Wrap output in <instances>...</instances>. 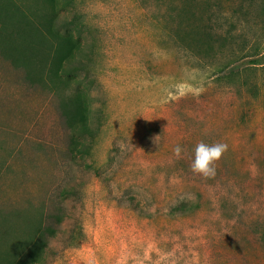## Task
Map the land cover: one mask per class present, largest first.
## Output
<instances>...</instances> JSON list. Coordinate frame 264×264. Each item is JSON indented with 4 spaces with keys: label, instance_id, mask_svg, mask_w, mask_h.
Masks as SVG:
<instances>
[{
    "label": "rangeland",
    "instance_id": "obj_1",
    "mask_svg": "<svg viewBox=\"0 0 264 264\" xmlns=\"http://www.w3.org/2000/svg\"><path fill=\"white\" fill-rule=\"evenodd\" d=\"M179 1L76 0L59 10L60 21L83 15L91 66L78 70L73 53L60 87L47 72L31 84L48 121L46 172L0 192V209L24 210L11 239L24 227L31 236L38 210L60 213L44 264H264V65L255 64L264 56V0H211L205 18L221 25L211 46L176 41ZM60 21L54 32L77 49L78 30ZM12 32L14 58L27 57L31 70L36 47L39 69L51 35L31 44L14 24ZM73 95L89 132L73 133L71 152L59 103ZM199 142L228 145L214 177L191 169Z\"/></svg>",
    "mask_w": 264,
    "mask_h": 264
},
{
    "label": "trees",
    "instance_id": "obj_2",
    "mask_svg": "<svg viewBox=\"0 0 264 264\" xmlns=\"http://www.w3.org/2000/svg\"><path fill=\"white\" fill-rule=\"evenodd\" d=\"M23 5H18L16 0H0V22L3 25L1 35L9 30V39L12 40V27L20 28L17 33L24 40L31 41L36 39L45 40L51 35L52 42L47 46L46 55L40 59L39 69L36 67L37 62L34 59H39V53L36 47L31 50L30 45V61L33 62L31 70H29V60L27 57L21 62L16 59L17 64L25 67L27 73H31L27 77L33 85L44 83V73H48V79L59 86L61 82L60 73L63 72L66 66L73 64V53L78 54V70L86 71L91 66V55L86 49L89 38L87 36L88 25L84 21L83 15L77 11L72 20L60 21L59 10L67 8H76V0H24ZM31 2L30 6H26ZM220 8L222 7L219 3ZM213 5L211 0H180L174 3V37L176 41H190L213 45L221 40L219 36L218 21L213 18V15L208 16L207 11H212ZM62 27L71 25L79 32L80 44L74 47V42L71 37L63 38L54 32V27L57 24ZM9 26V27H8ZM19 35H15L16 40L20 39ZM2 37V36H1ZM32 44V43H31ZM17 53L19 49H16ZM25 51V49H24ZM21 52V51H20ZM43 54V53H42ZM24 55L26 56L25 52ZM255 64L264 65V56L255 61ZM48 65V71L47 69ZM38 75H33V73ZM84 101L79 98V95H73L68 99H61L59 103L60 113L71 131L69 142L71 143V152L77 150V144L74 137L76 134L89 132L87 123ZM39 209V208H38ZM19 211H24L22 207L8 206L5 210L0 209V264H44L45 255L49 248V242L56 236V226L62 223L60 213H49L46 218V210H38L41 215L40 220L36 223L34 232L28 236L27 227L20 229L16 237L11 239L10 227L18 223L15 219L18 217Z\"/></svg>",
    "mask_w": 264,
    "mask_h": 264
},
{
    "label": "crops",
    "instance_id": "obj_3",
    "mask_svg": "<svg viewBox=\"0 0 264 264\" xmlns=\"http://www.w3.org/2000/svg\"><path fill=\"white\" fill-rule=\"evenodd\" d=\"M2 27L0 22V192H7L16 185L40 180H25L27 176L40 177L42 170L46 172L44 153L48 145V121L46 116L42 119L40 109L34 107L43 100L40 102L36 96L39 94L33 91L27 79L31 73L17 64L12 55L10 31L1 35ZM43 99L45 101V97ZM52 121L56 134L60 132V125ZM62 143L63 140L58 144ZM58 149L62 151V147L58 146Z\"/></svg>",
    "mask_w": 264,
    "mask_h": 264
},
{
    "label": "clouds",
    "instance_id": "obj_4",
    "mask_svg": "<svg viewBox=\"0 0 264 264\" xmlns=\"http://www.w3.org/2000/svg\"><path fill=\"white\" fill-rule=\"evenodd\" d=\"M182 151L183 149L180 145L174 148V153L177 157L181 156ZM227 151L228 145L223 142L212 144L199 142L194 148V159L191 163L192 171L205 178L214 177L216 175V164Z\"/></svg>",
    "mask_w": 264,
    "mask_h": 264
}]
</instances>
